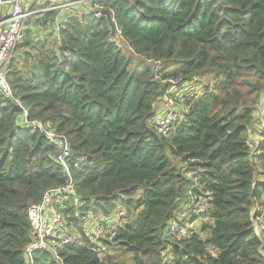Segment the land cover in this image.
<instances>
[{"label":"trees","instance_id":"16d2710c","mask_svg":"<svg viewBox=\"0 0 264 264\" xmlns=\"http://www.w3.org/2000/svg\"><path fill=\"white\" fill-rule=\"evenodd\" d=\"M96 5L111 10L113 36L94 5L60 21L49 12L40 22L51 32L39 39L36 26L28 29L21 61L16 48L8 63L14 99L0 93V264H27L28 208L68 181L58 148L24 125L20 104L67 138L76 192L63 210L73 241L34 251L32 264H264L256 227L264 221V125L254 127L264 99V0ZM170 82L181 84L183 107L160 135L154 115ZM200 200L199 227L166 237L179 209ZM86 215L104 224L99 241Z\"/></svg>","mask_w":264,"mask_h":264},{"label":"built area","instance_id":"2783aa9c","mask_svg":"<svg viewBox=\"0 0 264 264\" xmlns=\"http://www.w3.org/2000/svg\"><path fill=\"white\" fill-rule=\"evenodd\" d=\"M99 0H0V93L5 97L13 98L12 88L7 77V66L12 59L16 48L22 44L25 39L26 31L29 29L30 20L36 15H45L50 11L56 12L57 16L63 19L70 17H79L86 14L90 5L95 7V17H104L103 7L97 4ZM175 82H170V86H175ZM169 86V87H170ZM179 92L174 96L171 90H167L161 101L159 111L154 115V125L156 132L160 135H167L173 125L180 118V113L175 108L176 99ZM181 103V97L179 98ZM18 102V101H17ZM23 109L22 120L24 125L32 130H39L44 133L50 142L59 150L57 161L64 168L68 181L64 185L48 188L43 192L42 198L38 203L32 204L28 208V218L30 222L32 242L26 247V263L32 264V255L34 251L46 250L53 252L56 242L69 244L73 239L67 233V221L63 215V210L70 203L75 195L74 181L69 173L66 163V156L69 153V144L67 138L55 132L47 124L38 119H29L26 108L20 104ZM262 110L264 111V99ZM190 216L196 217L207 209L206 200L198 201L191 207ZM259 221V220H258ZM166 230V237L177 239L186 236L196 228L188 223L186 210L179 212L172 218ZM91 232L90 237L94 241H99L104 236L105 226L100 221L94 219L89 221ZM257 229L263 233L264 249V221L256 225Z\"/></svg>","mask_w":264,"mask_h":264},{"label":"rangeland","instance_id":"374dc122","mask_svg":"<svg viewBox=\"0 0 264 264\" xmlns=\"http://www.w3.org/2000/svg\"><path fill=\"white\" fill-rule=\"evenodd\" d=\"M58 18H59V17H58ZM43 20H44V15H36V16H34V17L30 20V22H29V26H28V28H33L34 26L37 27V28H36V31L33 32V35H35L34 37H38L39 39L42 38L43 33H45L46 31H47L46 33L51 32V29H50V28H51V25H50V24H46V25H44V26H41V22H42ZM40 21H41V22H40ZM118 41H119V43H120L122 49L126 51V47H125L124 42L121 41L120 39H119ZM20 50L22 51L21 48H17L16 52H17L18 54L16 55V52H15V54H14V57H15V55H16V59H17V61H21V58H22V52H20ZM126 53L129 54L128 52H126ZM180 85H181V84H179V86L175 85V86H170V87H169V90H171V91L173 92L174 96L178 94V89L180 88ZM196 85H199V84H195V83H192V84H191V87H192L191 91H192L194 88H198V86H196ZM185 86H186V88L189 89V86H188V85H185ZM260 103H261V104L259 105L258 109H257L256 112H255V117H256V119H255V122H254V127H255L256 130H260L259 127H258L259 125H260V126L264 125V111L262 110L263 99H261ZM182 107H183V106H182V104H180V103H177V105H175V108L178 110V113L181 112ZM251 139H257V136L255 135L254 137H251ZM196 203H197V202H196ZM196 203H195V204H196ZM195 204L187 203L186 206H183L182 208L179 209V211L177 212V214H178L179 212H181V211L186 210V214H187V218H188V223H191V224L193 225V227L197 229V228L199 227L200 223H201V219H200V218H196V217H194V216H190V214L192 213V209H191V207H193ZM177 214H176V215H177ZM93 219H94V221H95V217H93V216H91V215H86V216H85V221H84V222L88 223V226H89V221H91V220H93ZM66 220H67V218H66ZM67 222H68V221H67ZM107 223L109 224V222H107ZM83 224H84V223H83ZM169 224H170V223H169ZM88 226L86 227V230L88 231L87 233L89 234V233L91 232V228L88 227ZM70 230H71L70 225H68V231L71 232ZM78 237H79V236H78ZM102 249H103V248H102ZM110 253H111V254H117L118 252H117V250H116L115 252H113V253L110 252ZM102 255H104V253H102ZM123 261H126V263L129 262V260H128L127 257L123 258Z\"/></svg>","mask_w":264,"mask_h":264},{"label":"water","instance_id":"95a60500","mask_svg":"<svg viewBox=\"0 0 264 264\" xmlns=\"http://www.w3.org/2000/svg\"><path fill=\"white\" fill-rule=\"evenodd\" d=\"M101 12L104 15V17L106 18V20L108 21V24H109V26L111 28V33L110 34L113 36L114 33H115L116 28H115L114 20H113V17H112V12L108 8H103Z\"/></svg>","mask_w":264,"mask_h":264},{"label":"crops","instance_id":"0c3cea01","mask_svg":"<svg viewBox=\"0 0 264 264\" xmlns=\"http://www.w3.org/2000/svg\"><path fill=\"white\" fill-rule=\"evenodd\" d=\"M50 12H53V11H50ZM54 13H56V12H54ZM46 14H47V13H46ZM46 14H45V15H46ZM45 15H44V16H45ZM60 19H62L61 16L59 17L58 20L60 21ZM56 20H57V19H56ZM29 29H30V28H29Z\"/></svg>","mask_w":264,"mask_h":264}]
</instances>
